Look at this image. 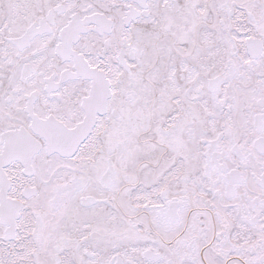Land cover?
Wrapping results in <instances>:
<instances>
[{
    "label": "snow or ice",
    "instance_id": "6c2138e0",
    "mask_svg": "<svg viewBox=\"0 0 264 264\" xmlns=\"http://www.w3.org/2000/svg\"><path fill=\"white\" fill-rule=\"evenodd\" d=\"M0 264H264V0H0Z\"/></svg>",
    "mask_w": 264,
    "mask_h": 264
}]
</instances>
